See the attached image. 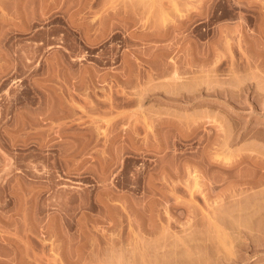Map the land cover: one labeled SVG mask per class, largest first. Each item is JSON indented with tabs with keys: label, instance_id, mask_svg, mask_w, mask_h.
<instances>
[{
	"label": "rangeland",
	"instance_id": "1",
	"mask_svg": "<svg viewBox=\"0 0 264 264\" xmlns=\"http://www.w3.org/2000/svg\"><path fill=\"white\" fill-rule=\"evenodd\" d=\"M0 264H264V0H0Z\"/></svg>",
	"mask_w": 264,
	"mask_h": 264
}]
</instances>
